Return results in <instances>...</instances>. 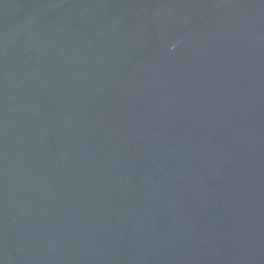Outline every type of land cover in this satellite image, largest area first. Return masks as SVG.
<instances>
[{
  "label": "water",
  "instance_id": "obj_1",
  "mask_svg": "<svg viewBox=\"0 0 264 264\" xmlns=\"http://www.w3.org/2000/svg\"><path fill=\"white\" fill-rule=\"evenodd\" d=\"M0 264H264V0H0Z\"/></svg>",
  "mask_w": 264,
  "mask_h": 264
}]
</instances>
